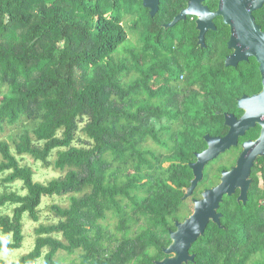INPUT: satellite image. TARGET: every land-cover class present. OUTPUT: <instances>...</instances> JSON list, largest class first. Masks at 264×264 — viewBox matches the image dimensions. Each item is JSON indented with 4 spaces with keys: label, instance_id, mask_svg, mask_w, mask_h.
Returning a JSON list of instances; mask_svg holds the SVG:
<instances>
[{
    "label": "trees",
    "instance_id": "trees-1",
    "mask_svg": "<svg viewBox=\"0 0 264 264\" xmlns=\"http://www.w3.org/2000/svg\"><path fill=\"white\" fill-rule=\"evenodd\" d=\"M142 1L0 0V134L21 129L12 144L0 141V210L12 207L0 211V231L11 235L0 251L22 247L24 216L38 222L44 197L69 200L49 206L56 221L34 229L29 252L0 264H60L59 252L78 264L165 257L188 163L210 131L196 122L218 116L210 108L221 109L235 86L197 81L227 72L191 65L192 24L163 27L186 0H160L154 17ZM23 155L65 174L34 181ZM208 234L186 264L244 263L203 242Z\"/></svg>",
    "mask_w": 264,
    "mask_h": 264
},
{
    "label": "flooded vegetation",
    "instance_id": "flooded-vegetation-1",
    "mask_svg": "<svg viewBox=\"0 0 264 264\" xmlns=\"http://www.w3.org/2000/svg\"><path fill=\"white\" fill-rule=\"evenodd\" d=\"M200 4L214 28L205 31L204 45H201L197 28L200 15L181 20H187L196 31L191 65L199 62L212 68H224L227 76L197 81L235 87L221 109L210 108L218 116L209 114L196 122V125L205 124L210 131L201 136L200 150L194 152V158L188 163L191 177L183 195L199 174L198 154L208 148L219 150L216 141L210 144L205 137L227 138L228 143L234 140L235 143L201 166L200 177L192 191L187 197L182 196L180 220L176 221L183 222L194 213L204 193L220 191L221 199L215 210L218 220L210 217L205 228L209 229V234L202 241L224 245L222 251L243 260V264H264L261 247L264 244V0H200Z\"/></svg>",
    "mask_w": 264,
    "mask_h": 264
},
{
    "label": "water",
    "instance_id": "water-1",
    "mask_svg": "<svg viewBox=\"0 0 264 264\" xmlns=\"http://www.w3.org/2000/svg\"><path fill=\"white\" fill-rule=\"evenodd\" d=\"M160 0H143L142 4L144 8L149 9V14L151 17H154L158 11ZM200 0H189L187 6L181 10L174 18L164 24V28H170L174 26L178 21L185 20L187 16L198 14L199 19L197 20V28L200 31L199 34V43L203 44V34L209 27L214 28L210 24V19L205 8L200 6ZM220 13V12H219ZM229 64V62H226ZM244 97L240 99L239 102H242ZM207 141L211 144V141H216L220 146L219 150L212 151L211 148H208L201 154H198V162L200 163L199 174L191 182V186L187 188L186 193L183 195V198L187 197L192 191L197 179L200 177L201 166L209 159L213 158L219 151L225 149L230 144L235 143V140L228 143L227 138H213L209 139L208 136L205 137ZM192 166V165H191ZM222 192L216 194L215 191H210L204 193V197L201 201L196 203L195 212L188 216L183 222H175V229L169 231V236L171 243L163 249L165 257L161 260L154 261V264H186L194 260V255L190 254V249L192 244L202 236L206 228L207 222L210 217L214 220H218V215L216 214V207L221 199Z\"/></svg>",
    "mask_w": 264,
    "mask_h": 264
},
{
    "label": "rangeland",
    "instance_id": "rangeland-1",
    "mask_svg": "<svg viewBox=\"0 0 264 264\" xmlns=\"http://www.w3.org/2000/svg\"><path fill=\"white\" fill-rule=\"evenodd\" d=\"M128 31V30H127ZM128 38L132 44H134L135 36L132 35L128 31ZM21 129L19 125H14L7 127L6 130L0 134V141L5 140L8 141L9 144H12L11 137L15 138L20 133ZM13 153H15L14 149L12 148ZM18 160L20 161L21 165H25L30 167L34 172V181L46 183L49 180L53 178H57L60 176H63L65 174V171H60L59 169H55L53 165L51 164L49 167H43L40 161L35 160L29 155H23V156H17ZM55 159V152L51 155L49 160L53 162ZM3 175L0 176V179ZM21 184L19 182L15 183L12 187L14 189H20ZM1 188V184H0ZM24 193V192H21ZM68 196H52V197H44L42 200V204L39 208V221L34 222L27 218V216H24L23 220V233H24V241L22 244V247L20 249H15L13 251H0V259L5 260L7 262H12L18 259L21 255L29 252L33 246H34V239H35V233L34 229L40 224V223H48L52 221H56L54 214L50 210V205L57 204L60 206H66L68 204ZM12 207H4L0 211L10 213ZM0 240L1 241H10L11 235H4L0 231ZM57 260L60 262V264H78V259L75 254L73 255H67L64 252H59L57 255ZM39 264H42V260H39Z\"/></svg>",
    "mask_w": 264,
    "mask_h": 264
}]
</instances>
